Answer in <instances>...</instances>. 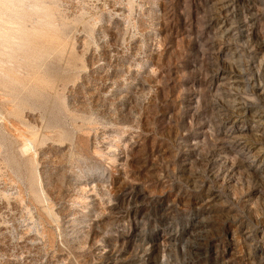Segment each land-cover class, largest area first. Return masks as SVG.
<instances>
[{
    "label": "rangeland",
    "instance_id": "1",
    "mask_svg": "<svg viewBox=\"0 0 264 264\" xmlns=\"http://www.w3.org/2000/svg\"><path fill=\"white\" fill-rule=\"evenodd\" d=\"M0 264H264V0H0Z\"/></svg>",
    "mask_w": 264,
    "mask_h": 264
}]
</instances>
